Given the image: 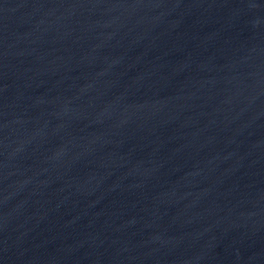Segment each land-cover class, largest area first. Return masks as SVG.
<instances>
[{"label":"water","instance_id":"1","mask_svg":"<svg viewBox=\"0 0 264 264\" xmlns=\"http://www.w3.org/2000/svg\"><path fill=\"white\" fill-rule=\"evenodd\" d=\"M0 264H264V0H0Z\"/></svg>","mask_w":264,"mask_h":264}]
</instances>
